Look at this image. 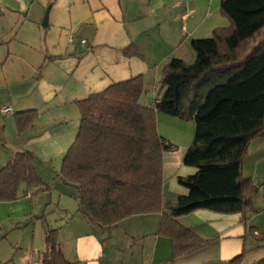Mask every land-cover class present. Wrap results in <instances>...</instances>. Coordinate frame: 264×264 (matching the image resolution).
<instances>
[{"label":"crops","instance_id":"crops-1","mask_svg":"<svg viewBox=\"0 0 264 264\" xmlns=\"http://www.w3.org/2000/svg\"><path fill=\"white\" fill-rule=\"evenodd\" d=\"M221 0H0V169L20 151L35 156L42 181L60 195L56 225L58 245L73 264H264V137L251 141L242 174L258 184L257 213L244 223L240 213L198 209L177 218L204 240H213L191 254L172 259L171 241L157 234L161 214H138L112 227H100L78 212V191L60 174L62 161L80 126L77 101L110 85L142 76L139 102L154 107L164 88L162 70L172 58L190 64L196 54L191 40L209 38L228 27L220 13ZM49 8L47 25L42 21ZM86 43L81 44L80 40ZM133 45L140 56H126ZM11 111L4 113L3 107ZM35 110L37 116L21 133L15 114ZM167 116V117H166ZM156 113V127L172 148L163 152V202L175 201L188 189L177 181L196 168L182 163L194 137L187 121ZM160 124L168 133L161 132ZM44 175L54 177L45 180ZM59 180V184L56 183ZM50 189L21 184L14 201L0 202V264H42L34 238L28 246L20 237L35 217L34 195ZM48 196V200H46ZM63 200V201H62ZM73 201V202H71ZM72 203V204H71ZM41 220V219H40ZM26 232V231H25Z\"/></svg>","mask_w":264,"mask_h":264},{"label":"trees","instance_id":"trees-1","mask_svg":"<svg viewBox=\"0 0 264 264\" xmlns=\"http://www.w3.org/2000/svg\"><path fill=\"white\" fill-rule=\"evenodd\" d=\"M220 13L229 26L214 29L209 38L191 40L194 62L172 58L165 65L159 80L164 91L154 107L139 102L144 91L141 75L77 101L79 131L60 171L78 191V212L100 227L160 213L157 234L170 239L173 260L215 240L201 239L178 217L206 209L240 213L245 223L248 215L258 212V184L243 176L242 164L251 141L264 137V0H221ZM123 53L140 56L133 45ZM157 112L194 125L182 163L196 172L177 177L188 193L165 204L163 152L165 145L173 146L158 134ZM37 114L16 113L18 132ZM21 184L50 189L27 150L15 153L0 169V202L16 200ZM57 234V229L46 228L42 264H73L61 251ZM255 239L264 241V234ZM243 255L231 262L237 264Z\"/></svg>","mask_w":264,"mask_h":264},{"label":"rangeland","instance_id":"rangeland-1","mask_svg":"<svg viewBox=\"0 0 264 264\" xmlns=\"http://www.w3.org/2000/svg\"><path fill=\"white\" fill-rule=\"evenodd\" d=\"M171 117H173V116H171ZM189 123L194 127V125L191 122H189ZM160 126H161V128H163L161 124H160ZM161 130H162L161 132H164L166 134L168 133V131L164 130V128ZM263 168H264V165H263ZM44 176H46V175H44ZM48 176L49 175L44 177L45 180L46 181L51 180V182H53L54 181L53 178L55 176L52 178L48 177ZM54 179H56V178H54ZM56 183L59 184L60 183L59 180ZM51 186L53 188L50 187V190H51L50 191V197H49L50 203L48 205L45 206V196L44 195L42 197H40L39 196L40 193H37V192L34 195L33 202H34V206H35L34 209L37 210V217L36 218L39 220L38 224H36V223L34 224L33 220L35 219V217H31L29 219L30 223L28 225V228L25 229L22 234L21 233L19 234L20 237H24L25 235L27 236V238H23V240L24 239L27 240L26 241L27 243H25V244H27L28 246L30 245L32 239L34 238L35 247H39L41 249V245L43 244V238H42L43 230H46V228H49L48 226H50V225L52 227H54L56 225L55 218L57 217V213H58L57 207H58V203L61 202L62 196L60 195L59 191L57 190V187L53 183L51 184ZM48 196L49 195L47 194L46 200H48ZM71 202H73V201H71ZM55 229H57V232H58V228H55ZM57 238H58V236H57Z\"/></svg>","mask_w":264,"mask_h":264},{"label":"water","instance_id":"water-1","mask_svg":"<svg viewBox=\"0 0 264 264\" xmlns=\"http://www.w3.org/2000/svg\"><path fill=\"white\" fill-rule=\"evenodd\" d=\"M48 12H49V8L47 7L46 8V11H45V14H44V18H43V21H42V25L43 26H46L47 25V21H48ZM168 148V145H165L164 146V149H167ZM257 190V188H255Z\"/></svg>","mask_w":264,"mask_h":264},{"label":"built area","instance_id":"built-area-1","mask_svg":"<svg viewBox=\"0 0 264 264\" xmlns=\"http://www.w3.org/2000/svg\"><path fill=\"white\" fill-rule=\"evenodd\" d=\"M80 42H81V44H85V43H86V40H85V39H81ZM2 111H3L4 113H8V112L11 111V108L5 106V107L2 108ZM33 264H38V262L35 261Z\"/></svg>","mask_w":264,"mask_h":264}]
</instances>
